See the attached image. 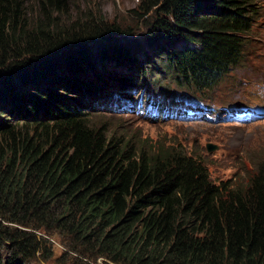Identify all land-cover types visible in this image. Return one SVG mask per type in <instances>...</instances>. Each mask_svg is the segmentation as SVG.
Segmentation results:
<instances>
[{
  "label": "trees",
  "instance_id": "1",
  "mask_svg": "<svg viewBox=\"0 0 264 264\" xmlns=\"http://www.w3.org/2000/svg\"><path fill=\"white\" fill-rule=\"evenodd\" d=\"M73 1L0 0V264H264V149L216 182L192 148L87 114L86 94L132 59L137 22L150 45L180 42L159 59L211 88L248 52L260 0H139L133 25L71 18Z\"/></svg>",
  "mask_w": 264,
  "mask_h": 264
},
{
  "label": "rangeland",
  "instance_id": "2",
  "mask_svg": "<svg viewBox=\"0 0 264 264\" xmlns=\"http://www.w3.org/2000/svg\"><path fill=\"white\" fill-rule=\"evenodd\" d=\"M139 0H74L73 9L76 11L69 12V17L78 18L84 17L86 14L81 13L93 12L94 17L100 16L102 23H111L115 21L122 22V25H133L136 21L135 15L130 11L137 8ZM87 17V16H85ZM135 33L128 36L129 52L132 59L123 62L122 65L115 66L116 70L124 74L123 76H132L131 79L122 78L119 80L105 78L104 81L96 83V88H106L113 90L114 88L126 82L132 85L144 84L146 86L167 85L171 87V79L167 78V73L170 71L164 66L169 65L166 59L162 63L156 62L155 59L160 57V48L177 49L180 47V42L170 47V42L160 43L161 46L156 47L149 44L150 32L144 24H136L133 27ZM245 35L249 39L248 52L244 55L243 60L238 66L233 68L228 74L235 77L236 83L240 84L234 88L227 83H221L214 86L207 93L212 100H247L248 102L261 101L255 96L254 92H260L258 80H264V0H260L255 19L251 22V29ZM122 43V42H120ZM101 46L93 44L89 47L88 53L102 60ZM165 57V55H162ZM112 62L111 60H108ZM140 65L146 67L140 68ZM159 69L158 75L152 73V68ZM95 71V70H93ZM92 71V72H93ZM87 71L88 74L92 73ZM93 74L85 76L92 78ZM117 76L120 77L118 74ZM168 79V81H164ZM193 86V85H192ZM194 88H197L193 86ZM190 92L192 89L185 87ZM203 90V89H202ZM100 95V94H97ZM101 96V95H100ZM116 96V95H115ZM96 101L98 99L96 98ZM113 116L110 120L115 123V127L127 131H136L142 135H148L150 138L165 137L166 141L169 138L174 143H181L185 147H190L191 153L204 161L208 166L209 172L215 181L219 179L230 178L235 180L237 176L246 172L250 168L248 160L252 162L256 152L264 149V120H260L253 124L242 126L228 125L227 127L219 124H212L214 121H189V122H155L139 121L126 114H103ZM228 127H236L233 131H239V134H233ZM239 128V129H238ZM212 144L213 149L208 150L206 144ZM193 145V147H191ZM253 164V163H252ZM233 180V181H234ZM234 181L233 183H235ZM9 224V223H8ZM10 226H16L9 224ZM71 260L66 264H70ZM104 262L102 259H97V264Z\"/></svg>",
  "mask_w": 264,
  "mask_h": 264
},
{
  "label": "clouds",
  "instance_id": "3",
  "mask_svg": "<svg viewBox=\"0 0 264 264\" xmlns=\"http://www.w3.org/2000/svg\"><path fill=\"white\" fill-rule=\"evenodd\" d=\"M101 53V52H100ZM88 55H90V60L92 59V65H90V64H84V67H85V69H86V66H89V67H92V68H96V69H98L99 71H100V69H101V67H100V64H99V67H95L94 66V64L93 63H95V62H93V61H95V60H99L97 57H95V56H93V55H91L90 53H88ZM100 61V60H99ZM101 62V61H100ZM159 63H162V62H160L159 61ZM167 63V62H166ZM168 63H169V61H168ZM146 68V67H145ZM95 72V71H94ZM157 72H159V69L157 68V67H153L152 68V73L155 75V74H158ZM91 74V73H90ZM124 75V74H123ZM124 77V76H123ZM93 79L95 78L94 76L92 77ZM100 81V79H98V80H95V81H93V86L92 87H90V91H92V90H94L95 88H96V83L97 82H99ZM101 81H103V80H101ZM159 86L160 85H156L155 87L156 88H159ZM133 87L135 88H137L139 91H141L142 89H144V87H146V88H148L149 90H150V87H151V85L150 86H146V85H144V84H137V85H133ZM167 88L169 89V91L171 90V87H169V86H167ZM175 92L176 91H172V92H170V94H163L164 96H165V99H168L171 95H174L175 94ZM87 95H88V91H87V93H86ZM116 95V96H115ZM112 98H110V99H108L107 101H105L103 104H102V108H104V109H107L108 108V105L109 104H112V103H114L113 104V108H112V112H107L108 114H119V113H123V112H120L119 110V108H117V99H118V94L116 93ZM94 96V95H93ZM95 97V96H94ZM95 101H96V98H95ZM90 111H89V109L87 110V114H89L90 115ZM102 114H104V113H102ZM123 114H125V113H123ZM128 116V115H127Z\"/></svg>",
  "mask_w": 264,
  "mask_h": 264
},
{
  "label": "bare ground",
  "instance_id": "4",
  "mask_svg": "<svg viewBox=\"0 0 264 264\" xmlns=\"http://www.w3.org/2000/svg\"><path fill=\"white\" fill-rule=\"evenodd\" d=\"M147 85V84H146ZM168 94H170V91L168 90ZM123 102H125V99L124 98H122L121 100H120V103H123ZM117 103H118V101H117ZM219 125H224V126H228V124H225V123H221V124H219ZM229 129H230V131L235 135V134H239V131L237 130V131H233V129H235L236 127H228ZM239 129V128H238Z\"/></svg>",
  "mask_w": 264,
  "mask_h": 264
},
{
  "label": "water",
  "instance_id": "5",
  "mask_svg": "<svg viewBox=\"0 0 264 264\" xmlns=\"http://www.w3.org/2000/svg\"><path fill=\"white\" fill-rule=\"evenodd\" d=\"M206 147H207L208 150H211V149L214 148V146L212 144H210V143L206 144Z\"/></svg>",
  "mask_w": 264,
  "mask_h": 264
}]
</instances>
